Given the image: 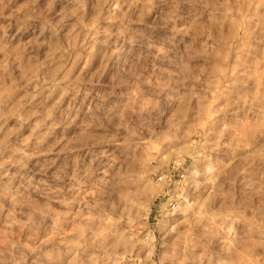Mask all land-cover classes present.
<instances>
[{
  "label": "clouds",
  "instance_id": "9594fccd",
  "mask_svg": "<svg viewBox=\"0 0 264 264\" xmlns=\"http://www.w3.org/2000/svg\"><path fill=\"white\" fill-rule=\"evenodd\" d=\"M0 264H264V0H0Z\"/></svg>",
  "mask_w": 264,
  "mask_h": 264
}]
</instances>
